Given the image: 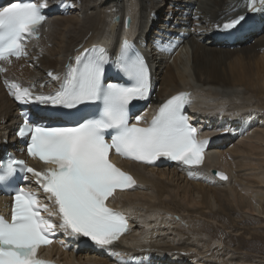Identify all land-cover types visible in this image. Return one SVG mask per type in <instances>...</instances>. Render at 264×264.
<instances>
[{"label":"bare ground","instance_id":"6f19581e","mask_svg":"<svg viewBox=\"0 0 264 264\" xmlns=\"http://www.w3.org/2000/svg\"><path fill=\"white\" fill-rule=\"evenodd\" d=\"M191 3L197 5L194 0H51L39 40L27 42L28 55L12 57L11 63L0 61L6 69L0 71L3 136L5 130L14 131L21 107L50 106L18 102L12 95L13 82L46 95L59 89L75 58L86 49L97 44L117 47L132 35L151 36L155 43L149 47L160 50L162 59L154 65L148 109L140 113L148 110V115L150 108L186 91L193 100L196 116L191 117L199 123V135L213 137L205 154L208 162L198 168L173 163L130 165L138 186L118 193L113 200L134 223L111 250L81 243L85 252L77 253L70 245L80 239L63 234L57 245L46 249L50 258L71 264H226L234 256L229 251L227 262L216 263L213 245L218 246V241L210 235L217 231L214 223L227 217L239 231L243 227L238 224L251 216L264 224V11L250 12L249 0H202L195 10L201 17L195 21L192 14H186ZM256 6L261 7L259 0ZM164 7L163 22L156 28L151 15ZM246 14L247 30L239 33L235 46L216 39L213 42L219 44L206 43V38H213L206 34L213 33L211 25ZM128 16L130 28L124 24ZM172 33L180 34L181 40L174 41ZM168 43L172 47L166 53ZM215 169L227 173L228 179L218 178ZM32 185L39 188L36 180ZM237 210L240 219H232L231 211ZM196 221L201 225H194Z\"/></svg>","mask_w":264,"mask_h":264},{"label":"snow or ice","instance_id":"6c2138e0","mask_svg":"<svg viewBox=\"0 0 264 264\" xmlns=\"http://www.w3.org/2000/svg\"><path fill=\"white\" fill-rule=\"evenodd\" d=\"M259 3L258 8L257 0H249L251 12L264 11V0ZM48 6L47 0H16L0 6V61L11 63L12 57L28 55L27 42L39 40ZM246 19L239 15L222 27L235 30ZM133 49L134 45L125 39L115 60L103 46L86 49L75 58V65L69 67L59 89L46 95L12 83L13 97L23 104L39 102L74 109L98 102L101 111L97 117L72 127L34 124L24 114L18 135L29 138L28 154L54 166L37 171L15 156L0 159V186H10L20 173L27 181L31 174L55 211L40 202L38 192L16 187L11 218L0 215V264H49L37 257V250L51 244L57 231L71 239L88 238L98 248L111 250L128 231V220L106 201L117 189L138 186L133 176L110 160L113 150L147 164L161 158L189 167L203 164L208 141L198 139V129L183 114L191 104L189 93L181 92L166 100L148 126H140L142 116L130 123V105L147 99L151 91L148 64ZM112 63L128 78V83L105 82L106 66ZM0 71L6 69L0 67ZM109 130L110 140L106 138ZM217 175L227 179L222 173ZM53 217H59L58 224Z\"/></svg>","mask_w":264,"mask_h":264},{"label":"rangeland","instance_id":"374dc122","mask_svg":"<svg viewBox=\"0 0 264 264\" xmlns=\"http://www.w3.org/2000/svg\"><path fill=\"white\" fill-rule=\"evenodd\" d=\"M239 213H241L240 210L235 212L231 211L232 219L235 218L239 220ZM248 219L250 220L245 221L243 224H238L239 227H243L239 231H235L238 230V227H234V225L231 224V220L227 217L223 218L222 222L214 223L217 231L216 233L214 232L213 235L209 234L215 242L218 241V246H216V244L213 245L214 254L217 255L215 256L216 263L219 261L221 262L223 259H228L229 256H234L231 261L227 262V260H225L227 262L226 264H242L243 261L245 262L243 264H264V224L262 222H260V224L258 220L253 219L251 216H248ZM227 224L231 226L226 228ZM194 225L200 226L201 224L196 221ZM245 230L248 231V233L245 234ZM219 244L221 246H219ZM218 248L221 249V251ZM227 252H229V254ZM226 253L229 256L226 255ZM240 257H242V259Z\"/></svg>","mask_w":264,"mask_h":264},{"label":"water","instance_id":"95a60500","mask_svg":"<svg viewBox=\"0 0 264 264\" xmlns=\"http://www.w3.org/2000/svg\"><path fill=\"white\" fill-rule=\"evenodd\" d=\"M115 19H116V20H119V17H116ZM125 22H126V27L129 28V27L131 26V22H132L131 17L128 16V17L126 18ZM213 173H214L218 178H220V179H222V178H221L220 175H217V173H222V174H224L225 176H227V179H228V175H227V173H225V172H223V171H220V170H216V169H215V170H213ZM227 179H226V180H227ZM222 180H225V179H222Z\"/></svg>","mask_w":264,"mask_h":264}]
</instances>
